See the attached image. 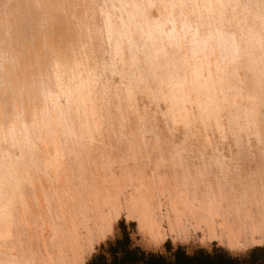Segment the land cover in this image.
Instances as JSON below:
<instances>
[{
  "label": "rangeland",
  "instance_id": "374dc122",
  "mask_svg": "<svg viewBox=\"0 0 264 264\" xmlns=\"http://www.w3.org/2000/svg\"><path fill=\"white\" fill-rule=\"evenodd\" d=\"M0 264H264V0H0Z\"/></svg>",
  "mask_w": 264,
  "mask_h": 264
}]
</instances>
